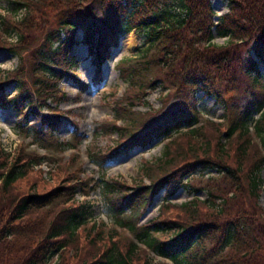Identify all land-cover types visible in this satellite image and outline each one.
<instances>
[{
  "label": "trees",
  "instance_id": "trees-1",
  "mask_svg": "<svg viewBox=\"0 0 264 264\" xmlns=\"http://www.w3.org/2000/svg\"><path fill=\"white\" fill-rule=\"evenodd\" d=\"M8 5L6 15L0 14V50L19 61L15 71L0 75V108H14L22 135L44 138L55 153L65 145L53 137L63 124L61 112L46 103L47 98L59 101L58 82L78 65L76 56L69 55L77 29L92 46L95 79L110 45L133 30L143 38L138 54L116 64L127 90L114 102L112 119L98 130L118 135L115 148L168 141L155 163L144 161L142 172L150 185L140 180L131 187L104 175L95 180L114 226L130 238L103 222L90 224L91 203L73 201L77 192L88 195L93 189L77 172L69 173L67 185L42 191L49 181L32 175L36 165H57L59 157L36 152L25 157L23 151L10 159L0 147V264H16L21 251V264H51L64 250H78L83 237L88 243L80 249L79 264H152L139 259L144 251L170 262L157 264H264V212L259 205L264 79L258 69L259 62L264 64V0H228L227 12L217 21L211 0H8ZM19 15L23 17L13 20ZM11 34L15 43L8 40ZM214 34L228 38L226 45L214 44ZM9 83L16 86L11 97L5 91ZM158 87L174 92L161 111L141 114L132 107ZM198 92L224 106L221 123L201 122ZM43 107L51 111L43 113ZM33 115L40 128L28 127ZM73 132L74 143L67 144L77 148L81 137L75 124ZM96 157L106 158L101 153ZM74 159L68 166L75 165ZM210 169L214 176L196 175ZM188 187L192 193L205 191L207 198L169 204L170 196ZM163 188L160 216L140 224ZM54 204V212H41ZM43 214L50 218L41 229Z\"/></svg>",
  "mask_w": 264,
  "mask_h": 264
},
{
  "label": "rangeland",
  "instance_id": "rangeland-1",
  "mask_svg": "<svg viewBox=\"0 0 264 264\" xmlns=\"http://www.w3.org/2000/svg\"><path fill=\"white\" fill-rule=\"evenodd\" d=\"M227 4L228 0H211V6L213 7L215 17H221V15L228 10ZM8 6V0H0L1 15H6L4 11ZM22 17L23 15H19L17 19L13 20L18 21V19ZM8 36L10 38L8 40L12 43L16 42L14 34ZM8 36L5 37L8 38ZM62 38H64V35H62ZM83 38L84 31L82 29H77L74 32V43L69 55L76 56L78 65L75 69L69 70L67 75L58 82L57 89L60 94H57V98H60L59 101H52V99L47 98L46 103L54 111L61 112L60 119L63 124L53 132V137L58 140V142L65 144L60 148L61 151L55 153L51 144H49L47 140H44V138L29 137L26 134L22 135L17 128L19 117L12 107L0 108V147L9 154L10 159L20 155L23 151L26 152L23 156L36 152L39 155L46 156L54 154L56 157H59L57 159V165L55 163L47 164L46 162L36 165V172L32 175H41L44 180L49 181V184L45 186L42 191L67 185L68 180L72 177L69 173L77 172L79 178L87 183L88 190H90V188L93 189L88 191V195H84L82 191L77 192L74 196L75 201H73L74 203H81V201L87 200L91 203L94 213L90 224L94 221L96 223L103 222L107 229L117 228L118 231L125 234V237L130 238V234L127 231L125 232L116 225L114 226L111 217L108 216L107 207L105 206L103 196H101L98 184H96L95 180H98L101 175H104L107 179L117 178L121 181H127L131 187L138 184L140 180H142L144 185L151 184L152 181L145 177L144 172H142L144 161L155 163L156 159L162 156L165 143L168 140L154 139L151 143L143 147L136 145L128 149H126V147L124 148V146L122 148H115L114 145L118 142V135L114 133L110 136H106L102 134V131L98 130L100 124L106 120L112 119L113 108L115 106L114 102L123 98V93L128 87L118 76L116 64L118 60L122 58L137 55L136 48L143 43V38L142 36L137 37L134 32L121 33L116 39L117 45H110L108 49L109 57L100 65L101 73L98 75L99 78L97 77V79L94 77L96 66H94L93 63L94 56L91 55L92 46L90 47L88 43L84 42ZM131 39L133 44H131L130 48H127L126 41H130ZM213 39V43L219 46H225L228 41V38H220L217 35H214ZM54 46L56 47L57 44ZM18 61L19 59L16 55L5 49H1L0 75H7L9 71H15L18 66ZM258 69L264 78V64L259 62ZM94 82H96V84ZM81 84L85 85L84 90L79 87ZM161 89V87L152 89L151 92L145 94V97L142 96L136 101L132 107L136 111L141 112V114L148 111H161L170 98L174 97L173 91L169 92L167 89L162 92ZM5 91L10 97L11 95L13 96L16 93L15 84H6ZM197 99L198 109L201 113V122L208 119L210 122L218 124L223 121L224 106L221 103L202 92L197 93ZM41 111L48 113L51 110L48 107H43ZM28 123V127L31 128L34 126L37 128L41 127V123L34 115L28 118ZM122 123L123 121H120L118 125H122ZM74 124L76 125L81 140L77 148H70L67 143L70 141L74 143L72 140ZM222 141L224 142L223 134ZM97 153H101L106 157L104 158V162L101 158L96 157ZM72 156H75L74 162L76 166H68ZM79 166L80 172L77 169ZM215 174L216 172L210 169V171H201L196 175L207 178ZM91 178H93L94 181H90ZM261 178L264 180V171L261 174ZM39 187H41V185ZM189 188L190 187L179 189L175 195L170 196L168 199L169 204L179 205L190 202L194 198L199 199V201H204L207 198L205 191L200 190L199 193H192L189 191ZM262 188L259 195V205L264 212V186ZM21 190L22 189H20V191ZM164 198L165 190L163 188L159 190L151 206L147 208L146 212L140 218V224L156 220L160 216V208L165 204H161ZM56 204L46 209H41V212H54L57 207ZM172 211L173 210L170 212ZM38 215L36 217H38ZM42 217L45 218L46 214H43ZM49 218L50 217H46L45 222H40V227L43 225L41 229L47 225ZM82 240L78 250L75 251L73 248L64 250V254L62 253L63 255L55 257L51 261V264H79L82 259L80 249L83 247V244L88 243V240H85L84 237ZM140 248L144 251V248ZM84 250L86 249L84 248L83 251ZM144 257L151 259L152 264L160 262L150 252H141L139 259H143ZM23 260L22 251L18 252L15 263L21 264Z\"/></svg>",
  "mask_w": 264,
  "mask_h": 264
},
{
  "label": "bare ground",
  "instance_id": "bare-ground-1",
  "mask_svg": "<svg viewBox=\"0 0 264 264\" xmlns=\"http://www.w3.org/2000/svg\"><path fill=\"white\" fill-rule=\"evenodd\" d=\"M125 41V40H124ZM126 47L127 48H130L131 47V44H133V41H132V39L130 40V41H126Z\"/></svg>",
  "mask_w": 264,
  "mask_h": 264
}]
</instances>
